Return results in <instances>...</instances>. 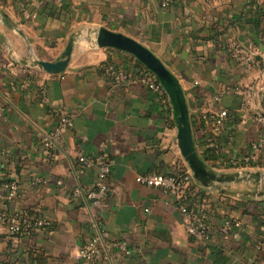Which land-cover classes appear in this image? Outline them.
<instances>
[{
  "label": "crops",
  "instance_id": "crops-1",
  "mask_svg": "<svg viewBox=\"0 0 264 264\" xmlns=\"http://www.w3.org/2000/svg\"><path fill=\"white\" fill-rule=\"evenodd\" d=\"M100 26L138 39L180 78L200 154L211 167L264 169V123L250 116L264 109V95L256 96L264 89V46L260 67L232 52L234 42H260L264 0H173L169 7L161 0H0V210L23 220L30 209L48 222L26 218L30 229L20 236L0 223V260L13 244L14 257L23 252L26 260L31 251L45 264H264L256 244L264 239V197L248 194L257 189L254 179L227 182L224 192L205 187L201 195L194 178L201 209L190 215L170 191L137 181L138 174L189 166L175 119L141 81L133 54L85 39L59 74L23 63L55 60L71 37ZM123 70L127 81L117 77ZM222 108L229 116L218 126L212 115ZM66 115L73 124L59 134L64 153L35 125L59 131ZM81 156L112 161L107 182L114 192L89 202L77 193L79 182L87 190L102 182L97 165L81 169ZM197 216L209 239L188 230ZM98 231L111 257L102 252L90 260L81 250Z\"/></svg>",
  "mask_w": 264,
  "mask_h": 264
},
{
  "label": "built area",
  "instance_id": "built-area-1",
  "mask_svg": "<svg viewBox=\"0 0 264 264\" xmlns=\"http://www.w3.org/2000/svg\"><path fill=\"white\" fill-rule=\"evenodd\" d=\"M161 2L163 6L169 7L172 4L173 0H161ZM259 39L260 42H250L248 44L234 42L232 45L233 54L236 57L241 58L248 64L253 63L255 64V66L260 67L261 60L260 58H258V55H260L262 47L264 46V32H261ZM117 77L123 81H127L129 79L128 73L125 70L120 71ZM140 78L141 81L148 87V89L155 95L157 103L161 106V108H164L174 118L173 108L169 94L162 85V83L159 81L157 76L154 73H146L141 71ZM263 90L264 89L259 88L256 94L258 98H261L264 95ZM248 93L251 94L252 92L248 91ZM245 97V107L243 109L249 110L250 108H253L252 100L248 98V95H245ZM251 113V117L264 123V109H257V112L252 111ZM228 116V108H222L219 112L213 113L212 118L218 123L219 126L225 121ZM72 124L73 117L71 115H66L60 123L59 131L56 130L55 132H53L48 129L42 128L37 124L35 126L48 145L64 153H67L68 146L60 139L59 134L61 130L70 128ZM255 147L257 148L258 146ZM80 162L81 169L87 166L97 165L100 169V177L102 178V182H100L98 186L93 189L87 190L82 186L80 182L78 183L77 193L83 195L86 201L89 202V200L91 199L107 197L110 193L115 191V187L107 182V178L112 171V161H110L109 158L105 156H98L96 157V159H93L81 156ZM193 179V172L189 167H185L182 172L175 171L169 174L146 172L137 175V181L141 184H145L152 187H160L170 191L174 196L181 212L187 215H190L188 201L189 195L192 193L191 186ZM38 180L45 184L51 182L50 179H48L46 176H39ZM16 189L17 186L15 184H12V194L16 192ZM147 210L149 211V208H147ZM17 217V214L11 216L6 210H0V223H8L10 225V230L15 234L25 232L26 229L29 228L28 223H23ZM46 223H48L46 219H37L35 221V224L37 225H42ZM187 227L188 230L197 238H210L208 225L206 224L203 218H198L197 216L195 219H192L188 222ZM256 244L260 250L264 251V239L257 240ZM120 245L127 251V253H132L125 246L124 243H121ZM110 250V242L105 239V237L100 231H98L96 232V235L91 241V243L87 244L84 248H82L81 255L86 257L87 259L93 260L103 252L107 257L110 258Z\"/></svg>",
  "mask_w": 264,
  "mask_h": 264
},
{
  "label": "water",
  "instance_id": "water-1",
  "mask_svg": "<svg viewBox=\"0 0 264 264\" xmlns=\"http://www.w3.org/2000/svg\"><path fill=\"white\" fill-rule=\"evenodd\" d=\"M88 32L90 34L87 36L81 33L71 37L62 53L55 60L33 57L31 60H23V63L40 67L52 74H59L68 68L76 43L85 39L100 48L113 47L133 54L157 76L169 94L181 156L193 172L195 180L204 187L224 192L222 185L227 182L254 179L257 183V189L248 192V194L254 197H264V169L222 172L211 167L203 159L194 135L192 116L185 89L180 78L165 64L161 57L138 39L106 26L89 29Z\"/></svg>",
  "mask_w": 264,
  "mask_h": 264
},
{
  "label": "trees",
  "instance_id": "trees-1",
  "mask_svg": "<svg viewBox=\"0 0 264 264\" xmlns=\"http://www.w3.org/2000/svg\"><path fill=\"white\" fill-rule=\"evenodd\" d=\"M263 31H264V29H263ZM135 62L139 66L140 70H142V72L153 73L140 60L135 58ZM204 159H205V157H204ZM184 169H185V165L183 163H180L175 171L182 172ZM191 187H192V191H191L192 193L189 195V201H188L189 210L193 211V212H198L201 209V205L198 203H195L194 198L196 197V192L194 190V186L192 185ZM199 188H200L201 195H203L204 192H206V190H207L205 187H203L201 185H199ZM198 197H199V195L197 194L196 201H198V199H199ZM231 204L234 205V207H236L237 203L236 204L231 203ZM233 210H234V208H233ZM21 216H22L23 220H25L27 218L29 223H30V221L35 223V221L37 220V217H38L36 214V211H32L30 209L25 210ZM19 217H17V218L19 219ZM29 219H32V220H29ZM23 220H21V221L23 223H25V221H23ZM6 225L8 226V229H9V232L11 235L20 236L27 231V229H26L25 232H22V233L20 232V233L15 234L10 230V225L8 223H6ZM28 229H30V227ZM8 249H9V252L7 253L8 258L5 260H0V264H27V263H29V264H45L47 262L45 257H43L41 255L33 254L31 251L29 252L28 259H26V260H23V252L21 254H19L18 256L14 257L12 254H13V251L16 249V245H13V244L9 245Z\"/></svg>",
  "mask_w": 264,
  "mask_h": 264
}]
</instances>
